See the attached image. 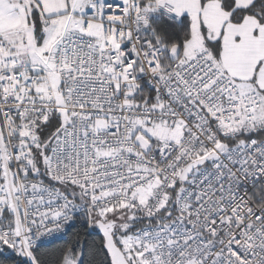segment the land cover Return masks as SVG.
I'll use <instances>...</instances> for the list:
<instances>
[{"label": "snow or ice", "instance_id": "obj_1", "mask_svg": "<svg viewBox=\"0 0 264 264\" xmlns=\"http://www.w3.org/2000/svg\"><path fill=\"white\" fill-rule=\"evenodd\" d=\"M77 220L106 264H264V0H0V252Z\"/></svg>", "mask_w": 264, "mask_h": 264}, {"label": "trees", "instance_id": "obj_2", "mask_svg": "<svg viewBox=\"0 0 264 264\" xmlns=\"http://www.w3.org/2000/svg\"><path fill=\"white\" fill-rule=\"evenodd\" d=\"M102 236L97 230L88 229L85 224L78 221L62 240L42 246L38 254L46 264H54L60 251L69 245L84 252L85 264H106L107 257L102 248ZM14 257L9 251L0 252V264H13Z\"/></svg>", "mask_w": 264, "mask_h": 264}, {"label": "built area", "instance_id": "obj_3", "mask_svg": "<svg viewBox=\"0 0 264 264\" xmlns=\"http://www.w3.org/2000/svg\"><path fill=\"white\" fill-rule=\"evenodd\" d=\"M80 220H77L76 222H74V224H72L71 226L67 227L66 231L64 233H61L53 238H51L50 240H46L44 241V245L55 242V241H59L62 240L66 237V235L68 234L69 230ZM81 222V221H80ZM88 228V227H87ZM90 230V228H88Z\"/></svg>", "mask_w": 264, "mask_h": 264}, {"label": "water", "instance_id": "obj_4", "mask_svg": "<svg viewBox=\"0 0 264 264\" xmlns=\"http://www.w3.org/2000/svg\"><path fill=\"white\" fill-rule=\"evenodd\" d=\"M98 231V230H97ZM99 233V232H98ZM100 234V233H99ZM101 235V234H100Z\"/></svg>", "mask_w": 264, "mask_h": 264}]
</instances>
